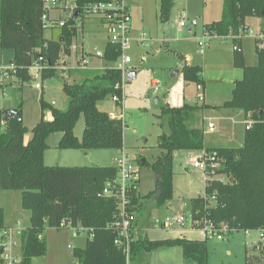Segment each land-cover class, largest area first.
<instances>
[{
  "label": "trees",
  "instance_id": "trees-1",
  "mask_svg": "<svg viewBox=\"0 0 264 264\" xmlns=\"http://www.w3.org/2000/svg\"><path fill=\"white\" fill-rule=\"evenodd\" d=\"M110 0H75L77 12L92 3ZM172 0H158V20L165 24L170 19ZM46 11L41 0H0V50L12 51L11 73L19 85L28 83V69L38 56L47 65L41 79L56 78L51 67L59 54L69 55L72 40L77 35V18H70L60 28L58 39H45L41 16ZM250 19L260 21L259 32L264 33V0H224L221 18L205 25L203 30L220 38H230L237 47L233 64L242 71V77L233 84L230 98L219 108L240 111L251 127L244 129L242 142L237 147H207L203 131L197 126L203 106L183 103L180 107H163L159 118L168 128L161 134L157 148L160 155L149 166L156 175L155 189L147 194L157 207L166 206L172 199L173 156L178 151L216 152L221 168L217 174L225 176L226 183L215 179L204 185L203 196L190 201L193 220H207L215 226L227 225L236 231L264 229V46L256 47V64L247 65L241 49L242 35L250 27ZM61 39V41H60ZM119 56L115 45L105 44L101 59L105 67L99 70H75L70 82L62 83L65 107L61 110L47 104L40 97L41 118L31 129V137L24 140L27 129L21 120L22 102L13 108L14 116L0 108V190L19 191L20 207L29 212V226L20 236V262L31 264L33 258L46 253V243L40 235L45 228L63 229L80 226L92 234L82 248L72 251L76 264H126L125 256L114 246L116 232L112 224L118 215L116 201L102 195L116 179L113 166L58 167L46 166L43 155L49 148L47 140L53 134L60 138L59 151L114 150L123 148L124 125L97 108L107 98L121 99ZM201 69L184 64L181 69L185 83L203 86ZM78 77V80H75ZM1 89V87H0ZM203 89V88H202ZM48 110L50 120L42 118ZM84 128L81 139L74 135L79 118ZM146 162L143 163V165ZM138 181L131 185L127 195V212L133 215L141 207L137 192ZM214 198L212 203L210 198ZM5 228L0 208V230ZM232 236V235H231ZM229 238V237H228ZM162 248H179L187 264H212L208 261L206 238L187 240L183 237L149 240L139 237L130 246V261L142 252ZM260 257L241 264H264V249L257 248ZM0 264L2 261L0 259Z\"/></svg>",
  "mask_w": 264,
  "mask_h": 264
},
{
  "label": "rangeland",
  "instance_id": "rangeland-1",
  "mask_svg": "<svg viewBox=\"0 0 264 264\" xmlns=\"http://www.w3.org/2000/svg\"><path fill=\"white\" fill-rule=\"evenodd\" d=\"M123 1L128 4L132 31L135 34L145 33L151 41L145 47L133 46L128 52L132 59L130 70L137 72V77L131 82L125 83L123 87L122 109L119 103L114 102L111 98L99 102L97 108L112 119H121L122 113L124 115L123 122L126 127L123 129V149L134 162L135 177L138 180L137 192L141 197V207L134 212V219L140 227L145 228V234L140 233V236L149 240L181 237L187 240H204L203 232L200 229L192 228L187 222L181 227L173 229L152 228L156 220L166 217L172 219L179 215L185 216L189 212L190 201L198 196H203L204 175L201 171L191 167L193 161L191 153L178 151L173 156L172 199L166 206L159 208L146 196L155 189L156 175L149 165L160 155V150L157 148L158 138L161 134H168L167 125L159 118V114L163 107H180L183 103L182 98H185V101L188 98L189 104H192L191 101L195 96L191 83L184 84L180 77L177 82L168 78V75L171 74L162 68L178 61V57L175 56L177 52L191 55L194 57L193 62L200 64L201 56L195 54L196 36L200 34L204 24L220 20L224 0H172L170 19L165 24H161L158 20V0ZM180 13H184L186 18L185 26L181 28V31H178L176 22L180 19ZM79 22L81 25L78 24L76 45L83 42L82 50L88 53L85 55H94L96 52L101 54L107 41L105 30H102L97 24H87L85 18L79 19ZM250 28L257 33L254 20ZM188 29L195 34L188 33ZM43 35L45 39L49 38L48 32L45 31ZM243 52L246 64L254 66L256 64L255 43L250 37H246L243 41ZM11 58L12 51L0 50V69L8 68ZM70 61L73 63V56ZM89 63L90 66L96 68H90L88 65V70H99L105 65L100 58L92 59ZM110 65L117 66V63L108 66ZM63 66H71L73 69L60 72L63 69L62 65H53L51 70L56 72V78L42 80L40 76V81L30 78V81L22 84L20 88L14 78L2 80L0 108L13 109L17 103L22 102L21 120L27 129L25 141L31 137V129L41 118L40 97L44 102L53 104L59 110L64 108L65 96L62 92V83L70 82L74 78L70 76V72L78 69H74V65ZM63 73L68 76L67 81L62 78L64 77ZM75 80H78V77ZM153 80L158 82L156 90L152 85L150 86ZM36 83H40L42 89H36ZM167 88L169 93H167ZM50 117L48 110L43 111L42 118L44 120H50ZM240 120L241 122L235 125L234 137L231 135L229 123L213 121L216 126L221 124L223 128H216L214 133H209L205 122L203 127H199L204 133H207L204 135V143L222 147L239 146L245 129L243 119ZM83 128V118L80 117L74 128V135L78 140L81 139ZM58 136L59 134H53L47 140L49 149L47 150L46 163L49 166L107 167L113 166L114 158L118 156L117 151L114 150L86 152L64 150L60 152L55 143ZM141 161L146 164L141 165ZM13 193L17 195L19 192L0 190V206H5L7 210L6 225L11 220L9 212L13 213L14 207L17 208L19 204L17 200L16 203L13 200ZM22 211L29 216V212ZM20 220L21 228L29 225L25 216H20ZM40 237L44 238L47 250L44 256L33 258L31 264H76L72 251L84 247L89 236L86 232L77 234L73 228L64 227L59 230L45 228ZM258 242L257 235L247 239L242 232L234 233L223 241H216L213 237L207 236L208 261L212 264H241L249 258L260 257V253L254 250V246ZM227 251H230V255L226 254ZM15 255L20 256L19 248L16 249ZM127 264L187 263L182 260L179 248H162L151 252H142Z\"/></svg>",
  "mask_w": 264,
  "mask_h": 264
},
{
  "label": "built area",
  "instance_id": "built-area-1",
  "mask_svg": "<svg viewBox=\"0 0 264 264\" xmlns=\"http://www.w3.org/2000/svg\"><path fill=\"white\" fill-rule=\"evenodd\" d=\"M46 11L41 16V25L42 30L45 32L51 30H57L58 33L60 28L64 26L65 22L74 16V13L77 12L75 0H41ZM76 17L77 27L78 24L81 25V22L78 23V20L82 18H95L99 19L102 23L103 29L106 32L107 41L115 45L118 49L119 56L117 60V68L120 70L121 82L118 88L122 91L121 99L117 97H112L111 99L119 103L122 109L123 104V87L125 85V75L130 71V65L132 62L131 57L128 52L131 50L132 45L136 44L140 47H145L147 43L151 40L148 39L145 33H139L136 37L131 35L130 27V14L127 6L123 0H110L109 2H97L88 4L83 8L82 12H78ZM185 15L180 13V19L176 22V27L178 31H181V28L185 26ZM78 34V29H77ZM77 37V35H76ZM76 37L72 40V44L69 48V55H64L63 53L59 54V57L54 65H62L63 70L67 72L68 69H73L71 66L64 67L63 65H74V69L87 70L89 65V56L83 54L81 45H76V42H73ZM213 37L210 32L203 30L202 35L197 38V47L202 51L207 45L209 40ZM250 37L256 42L257 48H262L264 46V34L255 33L250 28L246 30L242 35H239L238 38L245 39ZM59 34L56 38L58 39ZM106 41V42H107ZM237 47L233 45V51H236ZM71 52L73 53L71 55ZM77 53V54H76ZM103 52L100 54L96 52L93 57L101 58ZM74 57L73 63H71L70 58ZM10 64V63H9ZM47 65L44 59L38 56L37 60L33 61L30 68L28 69L30 78L32 80H39L41 76V71L46 68ZM15 72V67L10 64L6 69H0V86L2 85L3 79L14 78L11 73ZM62 78L65 81L68 80V76L65 73L62 74ZM153 88L157 89V83L152 84ZM36 89H41V84H35ZM197 91L199 92L197 97V102L203 103L202 97V87L196 86ZM124 115H121V121L123 122ZM245 130H248L251 127L250 121H244ZM207 130L209 133H212L214 130V125L212 123L207 124ZM118 156L114 158L113 167L116 170V179L109 187H105L102 190V195L112 198L116 201L118 215L116 220L112 224V228L116 232V238L113 242L114 246L122 251L125 256L126 264L130 261V246L131 243L137 240L140 236V231L136 226V221L134 219V214L129 215L127 212V205L129 204L128 200V191L136 179V171L133 160L127 155L125 150L122 148L117 151ZM193 161L191 162V167L193 169L199 170L204 175V185L213 179L226 183L227 179L225 176H220L217 174L218 170L221 168L219 163V158L217 157L216 152L205 153L200 151L199 154L193 156ZM214 198H210L209 202L212 203ZM185 222L189 223L192 228L200 229L205 238L207 236L213 237L216 241H223L233 235L234 233L242 232L244 237L249 239L253 235L258 236L259 242L254 246L257 248L264 249V229L258 230H244L236 231L230 229L225 224H220L215 226L213 223L207 220H193L190 212L185 216L179 215L176 218H164L162 220H156L152 228H158L161 230L173 229L175 227H181ZM62 227H70L69 223H63ZM76 233L86 232L89 238L92 237V234L88 233L84 228L77 226L73 228ZM24 229L15 225L13 227H5L0 230V259L2 264H19L20 256L15 255L17 248L20 249V236ZM141 233H144L141 232Z\"/></svg>",
  "mask_w": 264,
  "mask_h": 264
},
{
  "label": "crops",
  "instance_id": "crops-1",
  "mask_svg": "<svg viewBox=\"0 0 264 264\" xmlns=\"http://www.w3.org/2000/svg\"><path fill=\"white\" fill-rule=\"evenodd\" d=\"M125 5L127 6L128 4L125 3ZM127 8H128V6H127ZM128 11H129V9H128ZM253 20H254V24L256 26V31L259 32L260 31L259 30L260 21L258 19H250L248 22V26L250 27ZM86 22H87V24H89V23L90 24H97L101 27L102 30H104L102 23L100 22L99 19L86 18ZM193 24H194V22H193ZM205 25H208V24H204L202 26L201 32L198 36H196V41H195V43H196L195 54L201 56L200 64H195L193 62L194 57H192L191 55H183L182 53L177 52V53H175V56L178 57V61L174 62L172 65H167L166 67L162 68V70H164V69L167 70L169 72V74H171L172 71L177 70L178 74L176 77L171 78V75H168V78L174 79L177 82L179 77L183 81L181 69H182L184 64L200 66V69H201V73H200L201 75L200 76H201V79L203 81V86H202L203 89L201 92L202 97H203V103L197 102V97H198L199 92L197 91L196 86L194 84H192V86L194 88L195 96L193 98V101H191V102H193L192 105H198V106H203V107H208V108H203V110L201 111V113H200L201 119L197 125H198V127H203V124L205 122L207 124L212 123L214 125V130L212 133H214L216 128L221 129L223 127L221 124L216 126L213 123V121H222V123L224 121V122L230 124L231 135L234 137L235 136V125L237 123L241 122L240 119H243V122H244L245 118L240 111L225 110V109L219 108V106H221L225 101H227L230 98L231 91L233 88V84L236 80L241 79L242 71L240 69L236 68L233 64L234 51H233V44H232L230 38H220L217 36H213L209 40L208 45L202 51H200V49L197 47V38H199L202 35L203 27ZM130 27H131V35L133 37H136L137 34H135L132 31L131 22H130ZM187 32L190 34L194 33L190 29H188ZM54 33H55V35H54ZM48 34H49L48 39H54L58 36V31L57 30H51V31H48ZM76 39H77V37H76ZM76 39H75V42H76ZM193 40H194V38H193ZM243 41H244V39L241 40L242 52H243ZM163 43H164V40H163ZM105 44H106V42H105ZM105 44H104V47H105ZM79 45H81V47H82L83 42L82 43L80 42ZM133 46H137V45L133 44L132 47ZM137 47H140V46H137ZM103 50H104V48H103ZM72 54L73 53L71 52V55ZM85 54H88V53H85ZM243 55H244V52H243ZM89 59L92 60V59H95V57H93V55L89 54ZM245 63H246V61H245ZM89 67L90 68L91 67L96 68L94 66H90V63H89ZM104 67H105V65H103V68ZM132 69L134 70V68H132ZM136 75H137V73H136ZM136 75H135L134 79H136V77H137ZM153 83H157V85H158V82L156 80H153V81H151L150 86ZM183 83L188 84V83H185L184 81H183ZM41 89H42V87H41ZM167 93H169L168 88H167ZM182 99H183L182 100L183 103L189 104L190 100L188 98H187V101H185V98H182ZM164 100L166 101L165 97H164ZM64 107H65V102H64ZM50 119H51V117H50ZM206 134L207 133L203 132V140H204V135H206ZM56 138L57 139H55V143L57 145V142L60 138V135ZM204 145L207 147H219V146L214 145V144H207L206 142L204 143ZM238 145L240 146L241 142ZM48 146H49V144H48ZM47 150L45 151V153L43 155V163L45 165L49 166V164L46 163ZM189 153H191L192 157H193V156H196L197 154H199L200 151H196V152L194 151V152H189ZM7 192H11V191H7ZM20 197H21L20 192L17 193V195H16V193H13V200L15 201V203L17 200V202L19 204H18L17 208L14 207L13 213L9 212V215L11 216V218H10L11 220L8 222L9 224H7V225L5 224L6 216H7V210H6L5 206H0V208L3 210V223H4L5 227H13L15 225H18L19 227H21L19 224L21 222L20 216L21 217L25 216V218L28 219V223H29V216L25 215V213H23V211L20 207ZM168 207H170V205H168ZM28 226H24L22 229H25ZM136 226L139 229L140 233L144 231V234H145V228L140 227L138 225V223H136ZM44 231H45V229H44ZM43 239L44 238H41V240H43ZM254 250H256V248H254ZM180 254H181V250H180ZM226 254L230 255V251H227Z\"/></svg>",
  "mask_w": 264,
  "mask_h": 264
},
{
  "label": "water",
  "instance_id": "water-1",
  "mask_svg": "<svg viewBox=\"0 0 264 264\" xmlns=\"http://www.w3.org/2000/svg\"><path fill=\"white\" fill-rule=\"evenodd\" d=\"M78 12L74 13L73 18H76L78 16ZM61 41V39H60ZM137 72L130 70L129 72L126 73L125 75V83L131 82L132 80H134L135 75ZM178 74L177 70L172 71L171 73V78L176 77ZM155 102V101H154ZM167 107V106H166ZM4 114L7 116H14L16 114V111L14 109H8L4 111ZM144 161H141L140 164L143 165Z\"/></svg>",
  "mask_w": 264,
  "mask_h": 264
}]
</instances>
